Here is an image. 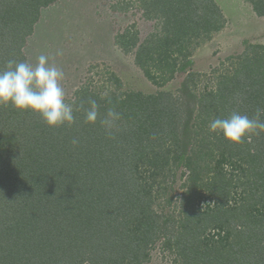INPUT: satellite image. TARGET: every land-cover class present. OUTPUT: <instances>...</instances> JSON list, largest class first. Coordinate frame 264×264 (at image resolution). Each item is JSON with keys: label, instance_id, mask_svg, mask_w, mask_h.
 <instances>
[{"label": "trees", "instance_id": "obj_1", "mask_svg": "<svg viewBox=\"0 0 264 264\" xmlns=\"http://www.w3.org/2000/svg\"><path fill=\"white\" fill-rule=\"evenodd\" d=\"M56 1L0 0V69L26 61L40 11ZM137 1L157 32L141 41L128 27L114 44L159 89L186 74L177 94L121 92L107 72L112 89L83 83L68 102L83 105L75 122L56 128L0 105V264H143L157 242L175 264H264V133L234 145L208 127L264 107V46L227 58L231 69L201 91V74L187 69L192 52L224 27L218 5ZM248 1L264 17V0ZM90 100L99 108L95 124L85 121ZM109 109L120 114L110 134L101 125ZM179 167L177 220L153 207L168 192L160 178ZM163 200L171 206L174 196Z\"/></svg>", "mask_w": 264, "mask_h": 264}, {"label": "rangeland", "instance_id": "obj_2", "mask_svg": "<svg viewBox=\"0 0 264 264\" xmlns=\"http://www.w3.org/2000/svg\"><path fill=\"white\" fill-rule=\"evenodd\" d=\"M214 1L219 8L222 7L227 16V19L224 18V30H221L224 34L216 36V33L209 42L196 48L192 52L191 65L187 69L188 72L201 74V84L198 86L201 91L205 86H211L220 73L231 69V61L227 58L241 55L247 45L264 46V34L261 37L256 34L258 27L264 25V17H258L254 13L248 0ZM57 2L59 4L53 7ZM55 3L50 5L46 31H43V26H39L35 33L36 39L32 40L33 36L28 37L22 52L26 61L33 65L40 55H45L50 65L64 72L61 86L67 102H72L74 92L89 80L95 90L102 94L107 93L112 89L109 83L104 82L107 72L115 74L121 80V92L154 94L157 91H166L177 94L186 74H176L172 81L159 89L135 66L133 55L124 54L114 44V37L128 27H135L141 41L157 32V22L144 20L137 0H57ZM113 7L122 11H114ZM108 33L111 36L110 49H107L105 43ZM234 38L237 40L234 41ZM34 42L36 43L33 45ZM58 51L62 54L57 55ZM91 68L92 72H89ZM181 172L185 171L179 167L171 170L170 174L166 173V177L160 178L167 181L168 192L161 191V195L155 200L156 206L153 207L163 215L172 214L171 217L177 220L180 218V195L184 191L181 185L185 177H181ZM165 187L161 186L162 189ZM171 194L174 201L171 206H166L163 199ZM207 205L208 202H201L200 207L204 209ZM175 259L173 253L165 251L161 243L157 242L150 252V260L143 264H175Z\"/></svg>", "mask_w": 264, "mask_h": 264}, {"label": "clouds", "instance_id": "obj_3", "mask_svg": "<svg viewBox=\"0 0 264 264\" xmlns=\"http://www.w3.org/2000/svg\"><path fill=\"white\" fill-rule=\"evenodd\" d=\"M62 52L58 51L57 55ZM64 72L48 63V57L40 55L33 65L27 61L10 59L0 69V105L11 106L20 112H31L39 115L50 128L72 125L75 122L74 112L82 108L66 101L61 86ZM85 121L95 124L99 117V108L95 100L89 101L84 109ZM120 114L109 109L101 120L107 133L117 126ZM211 133L222 134L226 141L239 145L252 135L264 133V107H258L250 118L248 115L233 112L228 118H215L209 122ZM75 145L77 141L74 139Z\"/></svg>", "mask_w": 264, "mask_h": 264}, {"label": "crops", "instance_id": "obj_4", "mask_svg": "<svg viewBox=\"0 0 264 264\" xmlns=\"http://www.w3.org/2000/svg\"><path fill=\"white\" fill-rule=\"evenodd\" d=\"M61 0H59V2H60ZM228 1H231L232 2V0H228ZM59 3L57 2V3H55L54 5H53V7L54 6H56V5H58ZM221 9V11H222V14H223V16H225L224 18L225 19H227V16L225 15V13H224V10L222 9V7L220 8ZM50 11H51V7L49 6V7H46V8H43V10H41V16H40V21L37 23V27H35L34 28V30H33V34L31 35V36H33V37H31L32 38V40H35L36 39V32H37V28L39 27V26H43V28H45V29H43V31H46V29L48 28V25H47V22H46V18L48 17L49 18V15L48 14H50ZM46 16V17H45ZM47 18V19H48ZM104 20H106L107 22H108V20L107 19H104ZM110 24V23H109ZM243 26H245V24L243 23L242 24ZM111 26V25H110ZM112 29V28H111ZM224 30V29H223ZM222 30V31H223ZM222 31H220L219 33H217L216 34V36L217 35H223L224 34V32L222 33ZM257 32L258 33H256L259 37H261L263 34H264V25H261V26H259L258 27V30H257ZM109 33H110V29H109ZM108 33V40L105 42L106 43V46H107V49H110V34ZM36 35V36H35ZM30 38V37H29ZM234 41H236L237 39L236 38H234L233 39ZM36 42H34L33 43V45L35 44ZM102 47V46H101Z\"/></svg>", "mask_w": 264, "mask_h": 264}]
</instances>
